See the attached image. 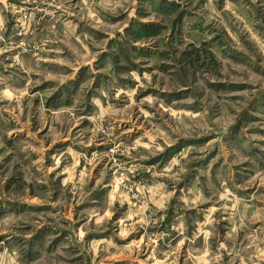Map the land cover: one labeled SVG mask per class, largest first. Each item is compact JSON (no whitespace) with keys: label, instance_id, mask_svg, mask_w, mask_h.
Wrapping results in <instances>:
<instances>
[{"label":"rangeland","instance_id":"374dc122","mask_svg":"<svg viewBox=\"0 0 264 264\" xmlns=\"http://www.w3.org/2000/svg\"><path fill=\"white\" fill-rule=\"evenodd\" d=\"M0 264H264V0H0Z\"/></svg>","mask_w":264,"mask_h":264}]
</instances>
